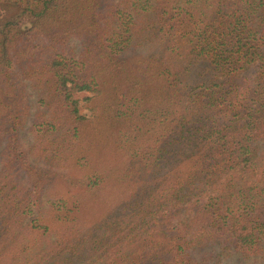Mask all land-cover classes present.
Instances as JSON below:
<instances>
[{"label":"trees","instance_id":"obj_1","mask_svg":"<svg viewBox=\"0 0 264 264\" xmlns=\"http://www.w3.org/2000/svg\"><path fill=\"white\" fill-rule=\"evenodd\" d=\"M233 256L264 261V0H0V264Z\"/></svg>","mask_w":264,"mask_h":264},{"label":"rangeland","instance_id":"obj_2","mask_svg":"<svg viewBox=\"0 0 264 264\" xmlns=\"http://www.w3.org/2000/svg\"><path fill=\"white\" fill-rule=\"evenodd\" d=\"M77 44H78V42L76 40H72L70 42V46L72 48H74L75 50H77ZM254 71H255V67L253 66L247 72V74H252ZM31 100H32V102L34 101V96L33 95L31 96ZM30 124H31V120L29 119L28 122H27V124H26V126H25V129L22 132V138H23V141L25 143L30 142V139H31L30 138V135L28 133V128H29ZM210 264H216V263H210ZM219 264H264V261L261 260L258 257L242 258L240 256H233L232 258H229L227 260H223Z\"/></svg>","mask_w":264,"mask_h":264}]
</instances>
